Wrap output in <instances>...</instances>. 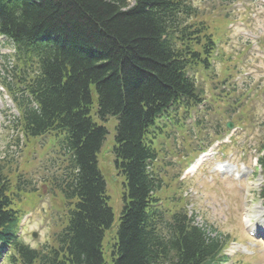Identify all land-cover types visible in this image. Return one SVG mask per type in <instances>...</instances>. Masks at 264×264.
I'll list each match as a JSON object with an SVG mask.
<instances>
[{"label":"trees","instance_id":"16d2710c","mask_svg":"<svg viewBox=\"0 0 264 264\" xmlns=\"http://www.w3.org/2000/svg\"><path fill=\"white\" fill-rule=\"evenodd\" d=\"M201 11L205 4L199 10L195 0H0V33L16 48L12 72L6 68L13 83L3 78L20 113L13 124L28 141L48 138L52 149L38 180L20 174L13 185L9 160L0 161V253L11 246L9 263L210 264L216 257L219 239L182 210L167 220L152 194L161 182L152 168L158 110L172 101L197 105L189 70L210 69L217 51ZM110 118L125 193L108 262L102 244L114 214L98 154ZM42 184L71 207L56 246L32 249L17 236L23 213L15 205Z\"/></svg>","mask_w":264,"mask_h":264},{"label":"rangeland","instance_id":"374dc122","mask_svg":"<svg viewBox=\"0 0 264 264\" xmlns=\"http://www.w3.org/2000/svg\"><path fill=\"white\" fill-rule=\"evenodd\" d=\"M195 1L197 5L205 4L202 0ZM245 1L251 4L242 6L240 1L232 10L234 21L230 25V47L225 43L220 45L224 54H219L218 59L214 61V71L219 73L218 80L214 79V74L211 82L206 73L201 71L197 74L198 86L205 101L194 109L195 120L191 119L190 125L187 124L171 133V138L166 140L168 149L165 147L161 150L162 163L174 164L173 159L176 156L181 158L187 154V149L192 148L193 143L200 141L192 139H202L212 132L217 121L222 120L224 125V112L227 116L231 113L226 110L236 107V119L245 127L243 130L237 129V141L227 146L224 155L214 147L204 157H197V160L200 159L194 161L197 165L196 171L187 175L185 180L189 182V188L182 191V195L187 199L188 209L194 217L196 216V222L202 225L212 224L217 232L230 235V238L236 235L237 238L235 237L232 246L226 251L232 255L226 264H264V242L262 239L250 237L243 228L247 208L252 219L256 208L261 206L256 190L262 185V174L255 168L256 150L253 146L257 147L264 139V7L261 6L264 0ZM205 20L210 25V32L225 41L222 31L229 30L225 19L221 23L218 16L210 15L205 17ZM247 49L249 52H246ZM0 52L9 53V50L0 44ZM17 115L13 103L6 93L0 90V157L4 158L8 146H11L16 153L13 163L18 162L21 171L31 176L34 175L36 162L40 159V164L45 165L50 161L51 155L44 156L46 149H40L41 145H36V150L34 141L23 138L18 131L12 132L10 121ZM108 121L105 124L108 136L103 143V151L98 155V168L106 181L109 204L114 214L113 227L106 231L102 247L104 258L109 262L110 244L113 242L110 233L113 231L115 237L119 226L125 179L118 175L114 164L115 156L112 153L117 121L113 118ZM158 122L161 120H157L156 128L159 127ZM193 122L197 124L191 125ZM173 127L182 125H176V122L169 119V123H165V128L161 130L168 133ZM162 135L164 134L161 133L159 138ZM16 137H19L18 141ZM210 153L212 155L209 156ZM192 159H187V162ZM218 163L227 167L224 174L217 171ZM182 165L184 159H176V166L179 168L173 166L166 173L169 191L175 189L171 179L173 176L178 177ZM243 171L248 173V176H245ZM45 186L42 184L37 191L26 194L15 205L26 213L21 225L26 224L27 230H22L23 239L30 244L44 243L57 229L51 228L49 222L55 220L62 212V196L59 193L57 196L45 194ZM33 234L37 235L35 239Z\"/></svg>","mask_w":264,"mask_h":264},{"label":"bare ground","instance_id":"6f19581e","mask_svg":"<svg viewBox=\"0 0 264 264\" xmlns=\"http://www.w3.org/2000/svg\"><path fill=\"white\" fill-rule=\"evenodd\" d=\"M258 221V220H257ZM260 228H261V231H262V233H264V231H263V226H261L260 225ZM258 228H256V230H257Z\"/></svg>","mask_w":264,"mask_h":264},{"label":"clouds","instance_id":"9594fccd","mask_svg":"<svg viewBox=\"0 0 264 264\" xmlns=\"http://www.w3.org/2000/svg\"><path fill=\"white\" fill-rule=\"evenodd\" d=\"M244 219H245V220H247V219H248V217H244Z\"/></svg>","mask_w":264,"mask_h":264}]
</instances>
